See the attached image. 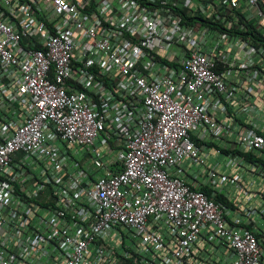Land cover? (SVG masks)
Masks as SVG:
<instances>
[{
  "label": "built area",
  "instance_id": "2783aa9c",
  "mask_svg": "<svg viewBox=\"0 0 264 264\" xmlns=\"http://www.w3.org/2000/svg\"><path fill=\"white\" fill-rule=\"evenodd\" d=\"M263 114L264 0H0V264H264Z\"/></svg>",
  "mask_w": 264,
  "mask_h": 264
},
{
  "label": "rangeland",
  "instance_id": "374dc122",
  "mask_svg": "<svg viewBox=\"0 0 264 264\" xmlns=\"http://www.w3.org/2000/svg\"><path fill=\"white\" fill-rule=\"evenodd\" d=\"M263 117H264V114H263ZM244 169H247L249 170V168L246 166ZM243 172H245L243 170ZM252 176L249 177L250 180H254V178H251ZM257 188H256V185H253V186H249V189H248V193L245 194V197L247 199V202L248 204H252V205H256L258 206L259 205V197L257 195ZM238 195L241 196L242 194L240 192H238Z\"/></svg>",
  "mask_w": 264,
  "mask_h": 264
},
{
  "label": "crops",
  "instance_id": "0c3cea01",
  "mask_svg": "<svg viewBox=\"0 0 264 264\" xmlns=\"http://www.w3.org/2000/svg\"><path fill=\"white\" fill-rule=\"evenodd\" d=\"M215 158H216V162H217V164H218V163H219V164H222L223 159H222L221 157H215ZM220 169L223 170V167L220 166Z\"/></svg>",
  "mask_w": 264,
  "mask_h": 264
},
{
  "label": "trees",
  "instance_id": "16d2710c",
  "mask_svg": "<svg viewBox=\"0 0 264 264\" xmlns=\"http://www.w3.org/2000/svg\"><path fill=\"white\" fill-rule=\"evenodd\" d=\"M249 156V155H248ZM205 192H207V190L206 189H203Z\"/></svg>",
  "mask_w": 264,
  "mask_h": 264
}]
</instances>
